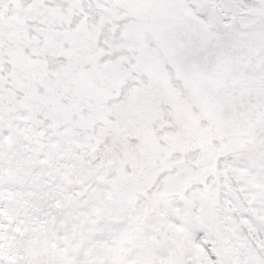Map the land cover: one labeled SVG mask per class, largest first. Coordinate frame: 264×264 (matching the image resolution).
Here are the masks:
<instances>
[{
  "label": "snow or ice",
  "instance_id": "1",
  "mask_svg": "<svg viewBox=\"0 0 264 264\" xmlns=\"http://www.w3.org/2000/svg\"><path fill=\"white\" fill-rule=\"evenodd\" d=\"M0 264H264V0H0Z\"/></svg>",
  "mask_w": 264,
  "mask_h": 264
}]
</instances>
